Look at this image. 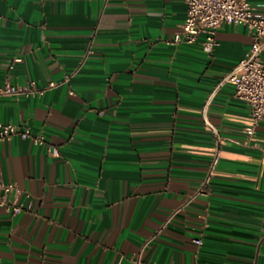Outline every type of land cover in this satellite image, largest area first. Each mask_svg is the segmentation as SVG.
<instances>
[{"label": "crops", "instance_id": "crops-1", "mask_svg": "<svg viewBox=\"0 0 264 264\" xmlns=\"http://www.w3.org/2000/svg\"><path fill=\"white\" fill-rule=\"evenodd\" d=\"M186 15L187 0H0V86L47 89L0 98V122L59 149L0 140L22 206H0L2 264H264V119L232 84L203 112L253 33L175 43Z\"/></svg>", "mask_w": 264, "mask_h": 264}, {"label": "built area", "instance_id": "built-area-1", "mask_svg": "<svg viewBox=\"0 0 264 264\" xmlns=\"http://www.w3.org/2000/svg\"><path fill=\"white\" fill-rule=\"evenodd\" d=\"M224 24L246 26L253 33V41L245 56L229 72L223 74L212 89L203 109L204 115L207 114V109L218 92L226 84H232L235 96L247 104L253 123L258 124L264 119V13L257 12L250 0H187V15L174 42L195 43L203 34V48L211 51L217 44L216 32ZM54 86L56 82H50L48 88ZM46 90V88H36L34 82L27 86L5 83L0 86V98L21 94H42ZM207 123L217 133L219 142L218 131L208 120ZM252 131V127L246 128L247 133L251 134ZM15 135L32 139L35 144L46 147L48 154L52 156L59 155V149L50 143L43 133L33 134L28 128L21 129L16 124L0 122V140L10 139ZM219 156L218 148L213 155L209 171L199 192L203 191L209 183L218 164ZM13 189L14 184H5L0 181V206L10 208L13 205L12 211L19 212L22 206L14 205L7 197ZM195 242L202 243L201 239H196ZM0 264H2L1 258Z\"/></svg>", "mask_w": 264, "mask_h": 264}]
</instances>
